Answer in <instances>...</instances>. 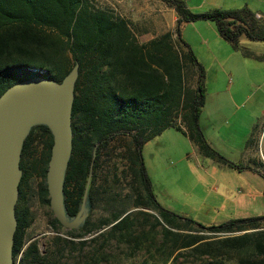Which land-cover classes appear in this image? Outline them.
<instances>
[{
  "label": "trees",
  "instance_id": "16d2710c",
  "mask_svg": "<svg viewBox=\"0 0 264 264\" xmlns=\"http://www.w3.org/2000/svg\"><path fill=\"white\" fill-rule=\"evenodd\" d=\"M160 1L176 12V28L140 44L125 18L92 0H0V96L33 77L60 82L75 62L79 64L72 153L63 189L70 216L79 210L93 163L91 212L80 230H66L50 209L46 185L52 135L44 126L31 130L21 153L13 264H59L62 252L97 237L130 242V262L124 264H264V216L203 226L167 211L156 200L141 157L144 143L181 120L202 156L264 178V161L232 163L203 135L199 117L204 70L179 31L183 22L209 20L238 50L241 36L264 42V20L246 5L194 14L183 0ZM243 55L254 56L245 50ZM120 142L125 145H117ZM39 145L40 153L34 156L31 152ZM126 188L130 194L123 193ZM33 197L52 216L45 250L26 233ZM155 230L159 241L152 237ZM143 250L147 255L136 260ZM98 260L79 259L75 264H100Z\"/></svg>",
  "mask_w": 264,
  "mask_h": 264
},
{
  "label": "rangeland",
  "instance_id": "374dc122",
  "mask_svg": "<svg viewBox=\"0 0 264 264\" xmlns=\"http://www.w3.org/2000/svg\"><path fill=\"white\" fill-rule=\"evenodd\" d=\"M92 1L98 7L111 8L115 14L120 16L123 13L115 6L114 0ZM198 2L199 0H191L190 2L186 1L185 4L191 13L205 12L193 8L195 5L192 4ZM121 17L125 18L124 15ZM127 21L137 40L141 41L143 39L141 36L147 31L149 25L143 20ZM201 21H208L215 25L209 20L183 23H197L198 27L199 23H202ZM183 23L179 26V31L182 40L186 43L182 37L185 27L182 26ZM189 32L191 42L194 44L191 50L196 59L198 56L202 58V54L207 56L206 49L199 46V36L193 31L191 32V29L187 30L185 34H189ZM203 36L210 44L209 50L217 56L220 64L219 66L210 64L209 58L204 61L205 97L201 109V123L204 125L205 120L207 121L206 118L219 108L227 116L232 117L229 121V128H225L226 132L223 134L231 146L232 153H229V157L222 156L235 164L251 165L253 159L248 161V155L243 158L237 155V149L241 142L244 143L245 133L251 132L249 136L256 133L258 135L256 144H258L262 131V126L256 129L254 124L255 118L259 120L264 109V42L249 40L245 36H241L239 45L242 49L236 50L222 38H219L222 45L219 44L215 47L212 42L208 41L209 36ZM174 39L176 40V38ZM244 50L254 56L243 55ZM185 84L186 81L183 79L182 89ZM230 94L237 104H241L245 100L249 101H246L247 106L241 108L234 117L231 116L234 113V108L228 99ZM220 118H214L213 123L216 126L220 125ZM117 145H125V143L120 142ZM40 149L41 145L36 147L31 154L34 153L36 156V152L38 155ZM197 151V146L191 140L188 129L181 123V120H176L173 127L165 128L159 135L143 144L141 157L144 167L156 200L163 209L192 219L203 226L219 225L232 219L264 216V178L261 175L250 170L231 169L198 154L199 151ZM257 155L258 161H264V143ZM34 179L35 177H33ZM104 179V175L101 174L99 182L103 187L106 185ZM36 183L38 180L34 182L35 187ZM122 185V183L116 185V190L118 191ZM122 191L130 194V188ZM30 215L32 221L26 233L31 237L30 241L35 240L41 250H45L51 235L49 232L52 218L50 211L47 206L42 205L36 197H33ZM136 229L137 231L142 230L140 227ZM147 229L148 227L144 231ZM157 231L155 230L152 234L155 241L160 239L159 236L155 237ZM61 234L65 236L64 232ZM130 244V242L117 241V239L106 240L103 237H97L94 241H87L83 247L76 245V247L68 248L57 257L56 261L59 264H75L79 259L94 258L99 259L100 264H124L130 262L128 255ZM146 255L145 250L140 251L136 255V260Z\"/></svg>",
  "mask_w": 264,
  "mask_h": 264
},
{
  "label": "water",
  "instance_id": "95a60500",
  "mask_svg": "<svg viewBox=\"0 0 264 264\" xmlns=\"http://www.w3.org/2000/svg\"><path fill=\"white\" fill-rule=\"evenodd\" d=\"M79 64L60 81L33 77L16 83L0 96V264H13L14 234L17 227L21 153L25 139L36 126L48 128L52 146L46 171L50 209L66 230H80L91 212L90 165L79 210L70 216L65 206L64 182L72 153L71 114ZM95 150L93 159L95 158Z\"/></svg>",
  "mask_w": 264,
  "mask_h": 264
},
{
  "label": "crops",
  "instance_id": "0c3cea01",
  "mask_svg": "<svg viewBox=\"0 0 264 264\" xmlns=\"http://www.w3.org/2000/svg\"><path fill=\"white\" fill-rule=\"evenodd\" d=\"M183 1L190 2L191 0H183ZM114 4L119 9L120 12H123L121 16L124 15L126 20H130V21L136 20V22L138 20L139 21L143 20L144 22L147 23V25H149L147 31L144 32L141 36L143 37V39L141 41H138L140 44L146 43L151 39L166 32L173 33L176 28V24H177L176 12L174 11V9L168 8L160 0H114ZM192 5H195L193 8L199 9L200 11H209L213 9H238L246 5L255 13L258 19L264 20V0H199L197 4H192ZM201 22L202 23H199L198 27L196 26L197 23H183L182 26L185 27L182 33V37H184V40L186 41V43H188L187 45L190 46V48L193 47L194 44L191 42L190 32L189 34L188 33L185 34L187 30L191 29V32L193 31L195 34L199 36V46L202 49H206L207 51V56H203L202 54V58L201 56L197 57V60L202 65V67H205L204 61H206L205 59L208 58L210 64L219 66L220 64L219 59L217 58L216 55H214V53H211V50H209L208 48L210 47V44L209 42H207V40H205L203 35L209 36L210 38L208 41L212 42L215 47L218 46L219 44L222 45L219 39L221 37L219 36L217 29L215 25H213V23L208 21L207 22L201 21ZM173 38H175V35H173ZM228 97H229L228 98L229 102L232 105V108H234V113L231 114V116L233 117L237 114V112L241 108L246 107L247 102H249L245 100L241 104H237L236 102H234V97L231 94ZM263 98H264V94H263ZM249 113L251 114L250 109H249ZM201 117H202V112L199 117V125L208 143L221 156L223 155L229 157L230 155L229 153L231 152V146L226 141L227 138H225L223 134L226 132L225 128H229L230 126L229 121L232 119V117L227 116V114H225L221 108H219L215 113H212V115L208 116L206 118L207 121L205 120L204 122V125H202L201 123ZM215 117H221L220 118L221 123L219 126H216V124L213 123ZM263 118L264 115L262 111L260 119L257 120V118H255L254 125L256 126V129H259V127L261 126L263 128V120H264ZM250 133L249 132L245 133L243 138L244 143L242 144L241 142V145H239L240 147L237 149V155L241 156L242 158L245 155L246 156L248 155L247 158L248 161H251L252 159L258 161L257 153L259 151V146L258 144H256L258 135H256V133L254 134L252 133L249 136ZM198 154L200 153L198 152Z\"/></svg>",
  "mask_w": 264,
  "mask_h": 264
},
{
  "label": "built area",
  "instance_id": "2783aa9c",
  "mask_svg": "<svg viewBox=\"0 0 264 264\" xmlns=\"http://www.w3.org/2000/svg\"><path fill=\"white\" fill-rule=\"evenodd\" d=\"M263 115H264V109H263ZM263 143H264V120H263V128H262V131H261V134H260V137H259V141H258L259 149H261Z\"/></svg>",
  "mask_w": 264,
  "mask_h": 264
},
{
  "label": "flooded vegetation",
  "instance_id": "af4514ba",
  "mask_svg": "<svg viewBox=\"0 0 264 264\" xmlns=\"http://www.w3.org/2000/svg\"><path fill=\"white\" fill-rule=\"evenodd\" d=\"M75 215H76V214H75ZM75 215H74V216H75Z\"/></svg>",
  "mask_w": 264,
  "mask_h": 264
}]
</instances>
